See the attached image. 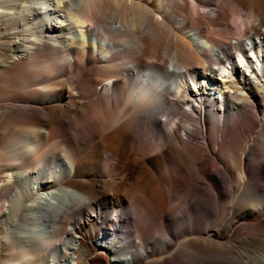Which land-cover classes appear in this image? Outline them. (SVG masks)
<instances>
[{
	"label": "bare ground",
	"instance_id": "1",
	"mask_svg": "<svg viewBox=\"0 0 264 264\" xmlns=\"http://www.w3.org/2000/svg\"><path fill=\"white\" fill-rule=\"evenodd\" d=\"M211 1L29 2L12 12L25 16L27 28L7 32L9 35H3L2 27L13 29L15 21H6L12 13L0 6V36L14 39L11 47L0 50V82L19 80L25 86L38 74L40 84L29 102H6L0 111V124L6 126L3 133L9 135L0 151V201L13 190L14 168L27 169L34 164L29 171L38 180L31 189L17 190L7 206L0 204L2 218L9 205L23 198L18 220L33 236L24 243L20 235H0L3 261L20 259L30 249L41 259L64 244L73 253L72 264H107L104 253L108 252L113 253L108 264H136L139 260L163 264L150 259L161 252L151 247L146 230L164 220L169 209L166 200L171 201L173 194L161 192L155 175L146 183L148 169L155 161L164 160L180 175V149L201 162L209 161L204 150L229 145L248 113L264 109V0ZM224 5L232 9L231 21L237 24L232 36L225 25L216 27L225 18ZM189 6L196 17L190 16L191 10L180 16V9L188 10ZM73 28L79 29L83 39L72 37L65 42L63 32ZM161 47L169 48L167 58L156 55ZM213 91L221 95L220 100L212 96ZM180 116L184 122L181 130ZM206 116L212 124L210 130L214 128L209 132L212 141L203 129ZM148 132L156 136L154 143L146 140ZM199 134L202 144L195 145ZM120 141L123 144L119 146ZM24 143L31 146L29 153L23 152ZM149 146L154 149L150 151ZM227 150L231 158L232 150ZM85 151L90 154L84 156ZM247 154L245 149L237 157L242 179ZM197 175L189 172L181 177L188 185L184 199L190 204L197 198ZM204 175L212 182L217 180L211 170ZM231 186L227 192L233 193L230 202L237 203L243 188ZM247 189L256 193L258 187L252 180ZM123 203L138 218L147 220L135 230L134 240L113 226L123 223L127 230V216H115V222L109 224L99 207L108 205L107 210L115 211L113 206ZM233 208L231 205L228 215L219 217L218 226L208 228L205 237L191 236L177 242L176 252L184 263H199L197 242L209 246L231 231L236 215ZM239 208L246 216L256 214L255 210ZM212 215L218 218L217 210ZM193 228L190 226V231ZM99 234V244L92 243ZM215 243L221 250L232 246ZM163 245L169 246L170 239H164ZM220 258L254 264L244 252Z\"/></svg>",
	"mask_w": 264,
	"mask_h": 264
},
{
	"label": "rangeland",
	"instance_id": "2",
	"mask_svg": "<svg viewBox=\"0 0 264 264\" xmlns=\"http://www.w3.org/2000/svg\"><path fill=\"white\" fill-rule=\"evenodd\" d=\"M36 1L42 0H0V6L3 7V9L8 11L9 13H12L14 11L17 12L18 10H20L24 3H32ZM211 2L215 4L218 2V0H212ZM188 8V10L180 9V16L181 14L184 15V13L190 14L189 11L191 10L192 15L190 14V16L193 17L195 14H193L192 9H190L191 6H189ZM229 9H231L229 6H223V12L225 11V18L221 19V24L217 25L216 27L224 28L225 25V27H227L226 29L231 32L228 36H232L234 32H236L237 24L231 21L233 20V12L232 9ZM202 19H205L204 16L202 17ZM8 20H14L15 27L13 29H9L8 26H3V35H9L11 32H16L27 28V26L25 25L27 19H25V16L22 15L21 12L18 14L12 13L10 15H7L6 21ZM59 20L60 19L56 17V21L59 22ZM68 31L72 33H69ZM7 32L9 34H7ZM10 36H14V34ZM63 36L65 42H70L72 37L76 40L83 39L82 33L77 28H73L71 30L66 29L63 32ZM13 43V38L3 39V36H0V50L3 51L8 49ZM158 50H160L156 53L158 57L165 56L164 58H167V56H169V48L164 49V47H161V49L159 48ZM163 51L166 55H164ZM35 70L38 71V69ZM32 77L33 79L29 82L28 85L25 84V86H21L19 84V80L18 82L16 81L14 83L0 82V111L5 106L6 102H11L13 105H20L24 100L26 102L30 101V98L35 95L33 94V89L37 88V86L40 85L38 83V74H35ZM47 82L49 83L50 81ZM22 91L30 92L28 94H22ZM13 95L23 96V98L13 97ZM212 96L216 97L218 100L221 99V95L216 94L214 91L212 92ZM184 107L185 105L181 106L182 109ZM261 110H259L257 113H253L251 111L248 113L247 119L245 120L241 128L236 129L237 136L232 137V141L231 143H229V145H220L217 150H214L215 152L210 149H207L209 151L204 150V152L206 151V153L208 154L209 161L201 162L199 159L195 158L194 154L190 152H184L182 149H180V155H177L179 159L178 161L180 163V172H182L180 173V175L175 174V167L172 163H169L164 160L155 161L152 164L153 166L148 169V174H146V179L144 181L147 183L149 181L150 176L155 175L158 179V183L160 184L161 192L167 194V192L170 191L173 194L171 201H168V199L166 200V205L169 209L167 210L164 220H162L161 222L159 221L160 223L156 222V224L151 225L146 230V239L150 243L151 247L155 248L158 252H161L160 255L156 253V255L150 256V259L162 260L163 264H181L180 262L184 263V258L176 252L177 242L180 240L188 239L191 236L205 237V233L208 228L218 226L219 217L225 215L227 216L232 205L234 207L232 211L236 212V215L234 216L233 227L231 231L224 232V236L218 238L219 241L215 240L214 244L209 246H202L201 242H197V258L199 259L198 264H209L210 262H213V264H235L233 260H231L232 262H229L226 259H221L220 257H233L237 253L241 252H244L247 257L253 259L252 261L254 264H264V120H262L264 119V109L262 111ZM256 116L257 119L255 118ZM170 117L174 118L175 115L172 113ZM181 122H183V118L180 116V130L184 123ZM191 122L192 124H195L196 121L192 119ZM202 123L204 125L203 129L205 131V136L210 141H212L213 136L210 135L209 132H212L214 128L210 130L212 125L210 119H208L206 116ZM221 126L223 127L222 124ZM3 129H6L5 124H0V151L3 149L4 144L7 142L9 136L8 134L3 133ZM200 135L202 134L197 135L198 137L194 140L196 142L195 145L202 144L201 142L203 141V139ZM71 136V132H68V137ZM97 139H99V137ZM146 140L148 142L154 143V141L156 140V136L154 135V133L148 132L146 135ZM122 144L123 142L120 141L118 145L120 146ZM149 147H152L150 151L154 149V146ZM229 148L232 150L233 153V158L231 157L232 160L231 158H229L230 156L228 157L227 154V149ZM245 149L248 151L245 160L246 176H243L242 179L241 172L239 171V162L237 157L239 155L241 156L242 151ZM30 150L31 146L24 143L23 152L29 153ZM89 154L90 151L84 152V156H88ZM210 159L212 162H210ZM254 166H256L257 168H255ZM34 167L35 166L33 164L30 168L27 169L17 167L12 170L14 172L15 185L13 187V190L10 193H6V197L0 201L1 205L7 206L11 202H13V195L17 192V190H20L21 187H28L31 189L33 183L35 181H38L35 179L34 173L32 174L31 171H29L31 170V168ZM210 170L213 171L214 175H216L214 176V179H217L215 182H212L209 177L204 175ZM83 171L85 172V170ZM189 172H195L198 174L197 178H195L194 180V185L196 189L195 196L197 198L195 201H191L192 204H190L184 199L188 189V185L185 181L181 179V177L186 176V174H188ZM252 180L257 184L258 187L256 193L249 192V189H247ZM230 186L233 189L243 188L242 192L237 198V203L230 202L231 196L233 194L227 193ZM18 203H21V206H19ZM23 203L24 199L20 198L11 206H8V208L6 209L7 215L5 217L2 216V218H0V235L9 234L8 236L10 237H17L20 235L24 243H29V239L33 240V236L29 232L25 231L24 227H22L21 221L18 220ZM123 204L114 205L113 207L115 208V211H112L110 209L107 210L106 208H109L108 205L106 207V205L99 204V207L108 217L109 224H113V222H115L113 220L115 216H127V230H125V225L123 223H114L113 226L123 230L124 234L127 236L128 239L134 240L135 230H139L140 227H143V224H145L147 220L140 217L138 218V216L132 213V210L130 208L126 207L125 203ZM239 207H245L247 209L255 210L256 214L250 217L246 216L243 211L239 210ZM15 209H17L18 211ZM12 210L13 212L17 211L16 213H18V216H16V213L14 214L13 212H11ZM214 210H217L218 218H215V216L212 215ZM0 211L2 210L0 209ZM89 215V212L88 214H85L83 217V221H86ZM192 225L194 226V228L192 229V231H190V226ZM100 238L101 235L99 234L92 241V243L99 244ZM166 238L170 239V245L167 247L163 245V240ZM215 242L229 243L232 246L228 250H221V248H218V243ZM180 249L182 251V248ZM31 250L32 249H30V252L28 250L25 254H22V257L20 259L13 258L9 260V262L3 261L0 254V264H69V262L70 264L74 263L72 259L73 253L70 252V250L64 244L58 246L55 251L45 253V255L41 259H39L37 252L35 253L34 250H32L34 252H31ZM104 254L107 257L106 263L108 264L109 261H112L113 253L108 252ZM166 259H168L167 262H165ZM146 263V260H139L136 262V264ZM94 264H97V261H95Z\"/></svg>",
	"mask_w": 264,
	"mask_h": 264
}]
</instances>
